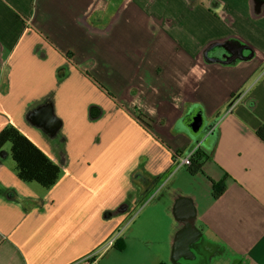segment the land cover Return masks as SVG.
Wrapping results in <instances>:
<instances>
[{
	"label": "crops",
	"instance_id": "0c3cea01",
	"mask_svg": "<svg viewBox=\"0 0 264 264\" xmlns=\"http://www.w3.org/2000/svg\"><path fill=\"white\" fill-rule=\"evenodd\" d=\"M8 127L61 176L0 151V264H264V0H0Z\"/></svg>",
	"mask_w": 264,
	"mask_h": 264
},
{
	"label": "trees",
	"instance_id": "16d2710c",
	"mask_svg": "<svg viewBox=\"0 0 264 264\" xmlns=\"http://www.w3.org/2000/svg\"><path fill=\"white\" fill-rule=\"evenodd\" d=\"M258 135L264 140V128L258 130ZM11 145V154L16 163L18 178L25 183H37L44 188L53 187L61 176V169L54 164L34 143L12 127L0 133V151L5 145ZM179 154H184L179 152ZM209 155L198 149L193 155L188 171L191 175L203 173V164ZM213 197L220 198L225 191V179L212 183Z\"/></svg>",
	"mask_w": 264,
	"mask_h": 264
},
{
	"label": "rangeland",
	"instance_id": "374dc122",
	"mask_svg": "<svg viewBox=\"0 0 264 264\" xmlns=\"http://www.w3.org/2000/svg\"><path fill=\"white\" fill-rule=\"evenodd\" d=\"M183 170L186 167L182 168ZM134 216L137 217V214ZM156 245L150 244L144 236H133L131 242L129 243L128 252L120 258H145L148 254H153L155 251ZM158 249V247H157Z\"/></svg>",
	"mask_w": 264,
	"mask_h": 264
},
{
	"label": "built area",
	"instance_id": "2783aa9c",
	"mask_svg": "<svg viewBox=\"0 0 264 264\" xmlns=\"http://www.w3.org/2000/svg\"><path fill=\"white\" fill-rule=\"evenodd\" d=\"M238 101H239V98H237L236 102H238ZM197 150H198V148H195V149L191 150L190 152H187L184 154L175 153L174 159L178 161L179 167L189 168L191 166L192 157L196 153ZM118 237H119V234L116 235L115 237H113L100 251L103 252V251L111 248L112 246H114Z\"/></svg>",
	"mask_w": 264,
	"mask_h": 264
},
{
	"label": "water",
	"instance_id": "95a60500",
	"mask_svg": "<svg viewBox=\"0 0 264 264\" xmlns=\"http://www.w3.org/2000/svg\"><path fill=\"white\" fill-rule=\"evenodd\" d=\"M4 154H5V152H3V154H2V155L4 156Z\"/></svg>",
	"mask_w": 264,
	"mask_h": 264
}]
</instances>
